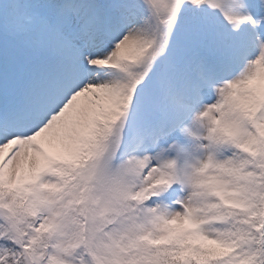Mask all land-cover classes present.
I'll list each match as a JSON object with an SVG mask.
<instances>
[{"label":"snow or ice","instance_id":"6c2138e0","mask_svg":"<svg viewBox=\"0 0 264 264\" xmlns=\"http://www.w3.org/2000/svg\"><path fill=\"white\" fill-rule=\"evenodd\" d=\"M0 264H264V0H0Z\"/></svg>","mask_w":264,"mask_h":264}]
</instances>
